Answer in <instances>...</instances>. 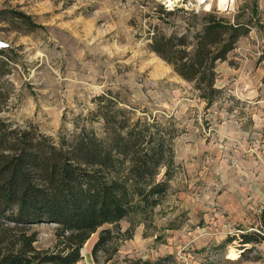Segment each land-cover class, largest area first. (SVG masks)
Returning a JSON list of instances; mask_svg holds the SVG:
<instances>
[{"label":"rangeland","instance_id":"obj_1","mask_svg":"<svg viewBox=\"0 0 264 264\" xmlns=\"http://www.w3.org/2000/svg\"><path fill=\"white\" fill-rule=\"evenodd\" d=\"M3 9L1 117L54 138L78 121L105 137L102 119L89 118L97 96L111 92L134 119H172L178 128L177 170L153 217L129 239L115 229L95 260L101 231L115 227L103 225L78 264H264V0H0ZM213 9L250 20L251 30L217 62L221 92L208 105L149 43L156 31L193 35ZM12 10L41 26L29 30ZM56 229L42 222L29 232L37 248L53 249ZM243 233L257 240L243 244Z\"/></svg>","mask_w":264,"mask_h":264},{"label":"trees","instance_id":"obj_2","mask_svg":"<svg viewBox=\"0 0 264 264\" xmlns=\"http://www.w3.org/2000/svg\"><path fill=\"white\" fill-rule=\"evenodd\" d=\"M173 11L165 9L168 14ZM11 12L29 30L41 26L23 11ZM204 19L193 35L154 32L149 49L192 82L210 105L221 92L216 64L250 32L251 21H241L239 14L232 19L216 9ZM96 99L98 108L89 119H102L105 137L77 121L72 132L54 138L0 116V264H78L91 235L112 224L115 227L103 229L93 246L96 260L115 229L124 239L132 238L136 226L153 217L170 190L178 166L175 122L134 119L111 92ZM124 219L131 222L126 231L119 227ZM42 222L57 225L53 249L37 248L38 234L29 232ZM256 240L250 233L242 235L243 244ZM163 263L164 259L138 258L127 264Z\"/></svg>","mask_w":264,"mask_h":264},{"label":"bare ground","instance_id":"obj_3","mask_svg":"<svg viewBox=\"0 0 264 264\" xmlns=\"http://www.w3.org/2000/svg\"><path fill=\"white\" fill-rule=\"evenodd\" d=\"M201 2H204L205 0H200ZM220 4L223 5H230L234 0H219ZM235 255V254H234Z\"/></svg>","mask_w":264,"mask_h":264},{"label":"built area","instance_id":"obj_4","mask_svg":"<svg viewBox=\"0 0 264 264\" xmlns=\"http://www.w3.org/2000/svg\"><path fill=\"white\" fill-rule=\"evenodd\" d=\"M264 235V233H262Z\"/></svg>","mask_w":264,"mask_h":264}]
</instances>
